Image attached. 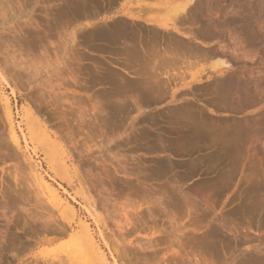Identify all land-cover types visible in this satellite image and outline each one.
<instances>
[{
	"label": "rangeland",
	"instance_id": "rangeland-1",
	"mask_svg": "<svg viewBox=\"0 0 264 264\" xmlns=\"http://www.w3.org/2000/svg\"><path fill=\"white\" fill-rule=\"evenodd\" d=\"M94 261L264 264V0H0V264Z\"/></svg>",
	"mask_w": 264,
	"mask_h": 264
},
{
	"label": "bare ground",
	"instance_id": "bare-ground-1",
	"mask_svg": "<svg viewBox=\"0 0 264 264\" xmlns=\"http://www.w3.org/2000/svg\"><path fill=\"white\" fill-rule=\"evenodd\" d=\"M186 1H187V0H186ZM194 1H195V0H194ZM178 4H179V3H178ZM191 4H192V2H191ZM175 5H177V4H175ZM189 5H190V4H189ZM182 6L184 7V5H182ZM173 7H174V6H173ZM186 8H187V7H186ZM193 8H194V7H193ZM193 8H192V10H193ZM171 9H172V8H171ZM173 9H174V8H173ZM179 9H180V8H179ZM181 9H182V8H181ZM189 9H190V7H189ZM189 9H188V10H189ZM188 10H187V11H188ZM170 11H171V10H170ZM182 11H183V12H182ZM189 11H190V10H189ZM189 11H188V12H189ZM180 12H181L180 14H182V13L184 14V8H183ZM188 12H187V13H188ZM175 13H176V12H175ZM177 13H178V12H177ZM178 14H179V13H178ZM178 14H177V15H178ZM185 14H186V13H185ZM171 16H172V14H171ZM171 16H170V17H171ZM182 16H183V15H182ZM175 17H176V16H175ZM178 17H180V15H178ZM178 17H177V18H178ZM173 18H174V17H172V19H173ZM187 18H188V17H187ZM164 19H165V18H164ZM183 20H184V19H183ZM173 21L176 22L175 19H174ZM183 22H184V21H183ZM168 25H169V24H168ZM163 32H164V31H163ZM170 32H171V31H170ZM183 32H184V31H183ZM189 32H190V31H189ZM194 32H195V31H194ZM194 32H192V33L195 34ZM168 33H169V32H168ZM171 33H172V32H171ZM178 34H179V33H178ZM193 36H194V35H193ZM190 37H191V36H190ZM195 37H196V36H195ZM195 37H194V38H195ZM191 39H192V38H191ZM187 40H188V39H187ZM191 41H192V40H191ZM195 41H196V40H195ZM189 42H190V41H189ZM192 42H194V41H192ZM197 44H199V43H197ZM191 46H192V45H191ZM194 46H195V45H194ZM202 46H203V45H202ZM196 47H198V46H196ZM196 47H195V49H196ZM186 48H187V47H186ZM191 48H192V47H191ZM186 50H187V49H186ZM186 50H185V51H186ZM191 51H192V50H191ZM212 51H213V50H212ZM212 51H210V52H212ZM215 51H216V50H215ZM218 51H219V50H218ZM163 52H164V51H163ZM181 52H182V50H181ZM183 52H184V51H183ZM195 52H196V51H194V53H195ZM198 52H199V51H198ZM202 52H203V51H202ZM194 53H193V54H194ZM204 53H205V52H204ZM207 53H208V52H207ZM213 53H214V52H213ZM213 53H212V54H213ZM166 54H167V53H166ZM181 54H184V53H181ZM209 54H210V53H209ZM214 54H215V53H214ZM185 55H188V54L185 53ZM194 55H197V52H196V54H194ZM162 56H163V55H162ZM164 56H165V55H164ZM168 56H169V55H168ZM168 56H167V57H168ZM173 56H174V55H173ZM191 56H192V55H191ZM176 57H177V56H176ZM196 57H197V56H196ZM166 60H167V59H166ZM168 61H169V60H168ZM171 62H173V60H172ZM7 109H8V108H7ZM31 124H33V125H34V124L37 125V123H35V122H34V123H31ZM10 129L12 130L11 127H10ZM11 133H12L11 135H12V138H13V142H14L15 144H17V143H18V142H17V138L15 137V135H14L13 132H11ZM46 139H47V138H46ZM42 143H43V142H42ZM49 144H50V143H49ZM47 145H48V144H47ZM48 146H49V145H48ZM48 152H49V151H48ZM50 153H52V152H50ZM48 156H49V155H48ZM52 156H53V154H52ZM52 156H51V157H52ZM56 157L58 158L57 155H56ZM57 158H56V160L54 159V160H55V163L57 162ZM59 162H60V160H59ZM59 162H58V165H59ZM42 208H43V207H42ZM40 218H41V217H40ZM45 220L47 221V219H45ZM45 220H43V222H44ZM52 220H53V219H52ZM41 221H42V220H41ZM48 221H49V220H48ZM45 223H47V222H45ZM47 224H48V223H47ZM79 226H80V225H79ZM61 230H62V229H61ZM61 230H60V231H61ZM62 231H63V230H62ZM81 232H82V230H81ZM71 235H72V234H71ZM84 235H85V234H84ZM86 235H87V240H86V239H85V240L87 241L88 246H86V245L83 246V244H85V243H83V241H82V246H83L82 248L84 249V247H87V248L89 247V249H91L92 252H89V251H87V252H89V253H91V254L93 253V254H92L93 256H91V257L93 258V260H95V261L97 262L98 260H96V258H97L98 255H97V256L94 255L95 253H94V247H93V238L91 237V235L89 234V232H88L87 230H86ZM75 237H76V236H75ZM77 239H78V238H77ZM77 242H78V243H77L78 246H80V245H81L80 242H79L78 240H77ZM83 249H82V250H83ZM87 250H88V249H87ZM83 251H84V250H83ZM80 253H81V252H80ZM81 255L83 256V254H81ZM68 259H69V258H68ZM65 260H67V259H65ZM95 261H94V262H95ZM61 262H62V261H61ZM94 262H93V263H94ZM96 262H95V264H96ZM98 263L100 264V261H99ZM98 263H97V264H98ZM64 264H65V263H64Z\"/></svg>",
	"mask_w": 264,
	"mask_h": 264
}]
</instances>
